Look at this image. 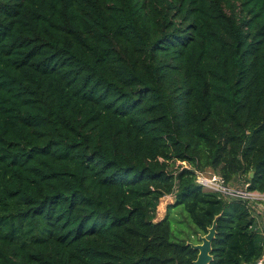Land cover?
<instances>
[{
    "label": "trees",
    "instance_id": "trees-1",
    "mask_svg": "<svg viewBox=\"0 0 264 264\" xmlns=\"http://www.w3.org/2000/svg\"><path fill=\"white\" fill-rule=\"evenodd\" d=\"M198 169L264 192V0H0V264H254Z\"/></svg>",
    "mask_w": 264,
    "mask_h": 264
},
{
    "label": "built area",
    "instance_id": "built-area-1",
    "mask_svg": "<svg viewBox=\"0 0 264 264\" xmlns=\"http://www.w3.org/2000/svg\"><path fill=\"white\" fill-rule=\"evenodd\" d=\"M185 167H189L184 163ZM196 182L205 190L218 192L225 198H238L245 200L250 212L264 214V192L252 191L248 189L249 184L237 187L227 182L222 174L212 169L195 170ZM254 264H264V253L257 258Z\"/></svg>",
    "mask_w": 264,
    "mask_h": 264
},
{
    "label": "rangeland",
    "instance_id": "rangeland-1",
    "mask_svg": "<svg viewBox=\"0 0 264 264\" xmlns=\"http://www.w3.org/2000/svg\"><path fill=\"white\" fill-rule=\"evenodd\" d=\"M241 184L242 183L240 182V183H235L232 185H235L238 187ZM174 202H175L174 194L165 195L161 199L160 204L158 206L157 220H160L165 216L167 212V206ZM170 220H171L173 240H182L187 237H192V229L195 226L193 225L191 218L189 217V214L187 213V211L184 209L182 205L172 208V211L170 213ZM197 239L199 240V238ZM196 240L193 239L191 243H198V240L197 241Z\"/></svg>",
    "mask_w": 264,
    "mask_h": 264
},
{
    "label": "water",
    "instance_id": "water-1",
    "mask_svg": "<svg viewBox=\"0 0 264 264\" xmlns=\"http://www.w3.org/2000/svg\"><path fill=\"white\" fill-rule=\"evenodd\" d=\"M218 217L219 216L215 218L213 225L209 228L208 233L204 235L199 234L198 238L200 242H190L191 246L199 251L197 259L194 261V264H210L213 260L212 242L217 233Z\"/></svg>",
    "mask_w": 264,
    "mask_h": 264
},
{
    "label": "crops",
    "instance_id": "crops-1",
    "mask_svg": "<svg viewBox=\"0 0 264 264\" xmlns=\"http://www.w3.org/2000/svg\"><path fill=\"white\" fill-rule=\"evenodd\" d=\"M231 184L240 183L239 181L230 182ZM239 187H243L245 185L244 182ZM254 217L256 218V228L260 232L263 242H264V214H255Z\"/></svg>",
    "mask_w": 264,
    "mask_h": 264
}]
</instances>
